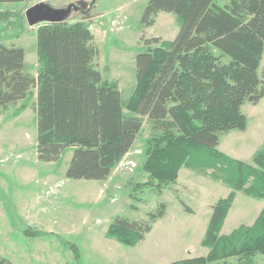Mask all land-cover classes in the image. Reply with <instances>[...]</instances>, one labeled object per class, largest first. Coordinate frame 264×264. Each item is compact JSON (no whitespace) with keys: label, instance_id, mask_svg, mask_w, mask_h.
I'll use <instances>...</instances> for the list:
<instances>
[{"label":"trees","instance_id":"1","mask_svg":"<svg viewBox=\"0 0 264 264\" xmlns=\"http://www.w3.org/2000/svg\"><path fill=\"white\" fill-rule=\"evenodd\" d=\"M159 12L174 13L179 29L165 45H160L158 37L145 39L144 45L154 47L135 56V86L126 100L96 68L98 50L83 20L37 27L35 76L25 70L21 46L0 43V109L6 110L36 89L38 160L55 162L66 148H72L67 178L105 180L130 151L144 116L159 135L147 141L143 168L148 180L134 184L129 198L136 200V193L145 188L160 194L176 182L180 167L192 153L206 150L223 157L215 150L221 136L245 130L241 107L256 104L264 96V80L258 75L264 56V0H148L142 24L151 26ZM224 56L227 62L222 61ZM226 160L235 173L234 179L226 181L233 189L210 205L203 239L208 253L163 264H226L230 257L237 259L236 264H255L253 257L264 254V208L255 220L259 230L254 235L246 228L237 242L238 232L219 234L234 191L264 197V149L254 156L255 167ZM250 176L254 183L244 188ZM163 211L160 204L156 212L147 214L149 220L116 216L108 234L134 245ZM26 233L38 234L29 229ZM69 247L78 259L77 246ZM0 264L9 262L0 257Z\"/></svg>","mask_w":264,"mask_h":264},{"label":"rangeland","instance_id":"2","mask_svg":"<svg viewBox=\"0 0 264 264\" xmlns=\"http://www.w3.org/2000/svg\"><path fill=\"white\" fill-rule=\"evenodd\" d=\"M148 0H24L0 3V43L24 50L25 70L36 75V29L28 26L24 12L34 4L46 3L53 9H67L62 21L83 20L91 30L98 55L94 61L102 78L114 83L123 99L135 86L137 54L153 48L145 39L158 37L160 45L171 41L180 26L174 13L159 12L151 26L141 22ZM224 1V0H223ZM223 62H227L224 56ZM264 80V56L258 68ZM36 89L6 110L0 109V257L9 264H163L206 255L204 235L211 214L210 205L226 197L232 187L227 180L235 173L226 160H238L255 167L254 156L264 149V96L245 103L243 131L231 130L221 136L215 148L218 158L206 150L192 153L178 171L176 182L160 194L145 188L129 198L132 186L148 180L143 168L147 141L158 136L143 117L141 131L130 151L111 169L105 180L71 179L65 171L72 155L66 148L55 162L36 155ZM125 114H132L124 110ZM247 178L244 188L252 185ZM164 206L163 216L151 224L141 241L125 245L108 234L116 216L149 220L147 214ZM189 210H186V209ZM264 208V197L234 191V198L219 234L249 228L254 235L255 220ZM38 232L27 234L26 230ZM69 244L78 248L75 259ZM264 264V254L253 257ZM230 257L226 264H236Z\"/></svg>","mask_w":264,"mask_h":264},{"label":"water","instance_id":"3","mask_svg":"<svg viewBox=\"0 0 264 264\" xmlns=\"http://www.w3.org/2000/svg\"><path fill=\"white\" fill-rule=\"evenodd\" d=\"M70 7L67 9H53L46 3L34 4L28 7L25 12V20L28 26H34L42 23H56L64 19L68 14Z\"/></svg>","mask_w":264,"mask_h":264}]
</instances>
